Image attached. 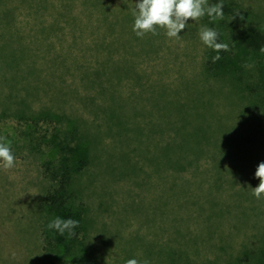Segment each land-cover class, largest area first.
I'll return each instance as SVG.
<instances>
[{
    "label": "rangeland",
    "instance_id": "1",
    "mask_svg": "<svg viewBox=\"0 0 264 264\" xmlns=\"http://www.w3.org/2000/svg\"><path fill=\"white\" fill-rule=\"evenodd\" d=\"M222 2L241 19L141 39L135 0H0V136L16 157L0 167V264H78L44 249L43 164L80 141L90 162L74 189L95 264H264V198L251 189L264 87L209 75L198 36L201 25L264 31V0ZM245 61L252 88L258 61Z\"/></svg>",
    "mask_w": 264,
    "mask_h": 264
},
{
    "label": "trees",
    "instance_id": "2",
    "mask_svg": "<svg viewBox=\"0 0 264 264\" xmlns=\"http://www.w3.org/2000/svg\"><path fill=\"white\" fill-rule=\"evenodd\" d=\"M217 2L218 0H214L213 4ZM223 5L224 16L234 20L241 19V14L234 8L229 5ZM223 23L226 22L223 20ZM217 31L219 33L218 42L227 43L229 50L221 51L219 53L221 59L215 63L212 62V58L217 53L213 50L209 52L205 64L209 75L220 77L223 74H229L238 82L244 83L246 89L249 88L252 93L257 91V87L261 85L264 87V31L252 24H244L235 32L231 30L229 34ZM251 55L255 56L259 67L257 71L259 84L252 88L251 85L253 84L250 81L251 76L247 68L248 63L245 61ZM41 117L50 118L51 116L49 113H43ZM36 125H39L38 121L35 123ZM72 135L75 138V134L73 133ZM59 148L60 156L58 160L43 164L44 175L51 183L44 200L48 214V219L42 227L44 249L50 254L68 256L73 259V262L78 264H82L79 258L84 255L87 258L86 264H95L96 256L92 254L86 242L85 206L82 202H78L79 196L74 189V182L77 176L86 169L90 162V150L81 141L77 142L76 145H72L69 142L60 143ZM185 168L177 166L175 169L177 173H180ZM56 217L62 219L71 218L79 221V226L73 230L75 235L69 236L66 232L61 236L57 231L50 230L47 225ZM173 264H179L176 258Z\"/></svg>",
    "mask_w": 264,
    "mask_h": 264
},
{
    "label": "clouds",
    "instance_id": "3",
    "mask_svg": "<svg viewBox=\"0 0 264 264\" xmlns=\"http://www.w3.org/2000/svg\"><path fill=\"white\" fill-rule=\"evenodd\" d=\"M223 8L222 0L216 4H209L208 0H135L132 31L141 39L147 34L159 35L158 30H163L169 39H179L190 20L199 22L205 16L210 22L222 20ZM198 36L204 45L217 53L212 58L213 63L221 59L219 55L221 51L229 50L227 43L218 42L219 33L215 28L201 25ZM15 166L16 157L12 151L11 141L6 136H0V167L7 171ZM255 177L259 179V185L255 188L251 187L252 195L256 199L264 198V162L259 163ZM78 226L79 221L60 217L54 218L47 225L50 230L57 231L61 236L66 232L69 236H74L73 230ZM126 264H150V262L146 259L141 262L131 258Z\"/></svg>",
    "mask_w": 264,
    "mask_h": 264
}]
</instances>
